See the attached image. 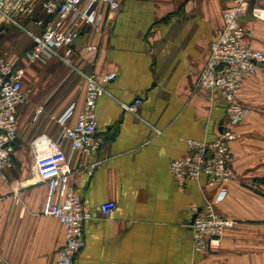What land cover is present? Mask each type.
<instances>
[{
	"label": "crops",
	"instance_id": "1",
	"mask_svg": "<svg viewBox=\"0 0 264 264\" xmlns=\"http://www.w3.org/2000/svg\"><path fill=\"white\" fill-rule=\"evenodd\" d=\"M111 16L98 7V26L81 33L73 61L99 78L116 73L98 103L100 148L92 155L63 144L72 169L73 191L97 213L115 201L109 217L88 221L77 264H264V66L244 81L241 101L249 114L233 128V179L217 213L236 225L210 252L195 250L192 224L219 194L207 178L180 186L171 172L190 154L189 141L213 142L227 125L221 93L199 87L224 10L235 0H119ZM241 24L246 42L264 51V23L250 11ZM28 29L39 33L34 21ZM8 28L0 46L24 68L29 104L19 111L13 166L0 170V264H57L66 241L64 226L43 215L49 187L40 179L32 142L57 141L79 120L86 101L82 77L59 58L31 66L30 35ZM143 101L137 114L123 104ZM42 113L38 115V111ZM92 171V172H91Z\"/></svg>",
	"mask_w": 264,
	"mask_h": 264
},
{
	"label": "built area",
	"instance_id": "2",
	"mask_svg": "<svg viewBox=\"0 0 264 264\" xmlns=\"http://www.w3.org/2000/svg\"><path fill=\"white\" fill-rule=\"evenodd\" d=\"M102 5L107 6L111 16L121 9L119 0H0V43L8 28L20 29L33 40V48L25 56L29 66L59 58L72 74L79 75L86 83L85 106L77 123L67 125L71 116L68 112L59 120L63 127L59 140L43 135L31 145L40 179L49 187L43 215L56 218L65 229L66 241L57 253V264H77L85 247L86 223L109 218L118 207L115 201H108L97 213L85 208L82 198L72 189V169L63 147L68 141L73 152L86 155L100 148L96 139L98 103L101 97L109 94L106 86L118 75L110 73L99 78L96 74L85 73L75 65L73 56L80 34L98 26V7ZM248 11L264 23V0H235V6L224 10V26L215 33L211 56L199 83V87L211 95L221 93L227 103L228 124L223 125L216 141H189L190 154L173 161L170 166L182 187L189 181L205 177L209 187L219 189L217 198L208 203L204 213L192 224L195 250L200 253L215 250L226 231L236 225L221 217L216 207L227 198L226 185L234 177L232 143L237 136L233 128L240 126L249 114L241 101L244 81L264 66V51L246 42L252 32L241 24V18ZM32 21L39 33L28 29V22ZM17 66L9 61L8 53L0 46V170L13 166L19 111L30 102L31 91L25 90L23 84L26 70ZM142 104L143 101L137 99L122 106L125 111L137 114ZM41 113L40 109L38 115Z\"/></svg>",
	"mask_w": 264,
	"mask_h": 264
},
{
	"label": "rangeland",
	"instance_id": "3",
	"mask_svg": "<svg viewBox=\"0 0 264 264\" xmlns=\"http://www.w3.org/2000/svg\"><path fill=\"white\" fill-rule=\"evenodd\" d=\"M13 31L14 32H16V33H20V34H26L25 32H23L22 30H20V29H13ZM76 75L75 74H70V73H68V75H67V78H69V77H75Z\"/></svg>",
	"mask_w": 264,
	"mask_h": 264
},
{
	"label": "water",
	"instance_id": "4",
	"mask_svg": "<svg viewBox=\"0 0 264 264\" xmlns=\"http://www.w3.org/2000/svg\"><path fill=\"white\" fill-rule=\"evenodd\" d=\"M196 218H197V217H195V219H196ZM195 219H194V220H195Z\"/></svg>",
	"mask_w": 264,
	"mask_h": 264
}]
</instances>
